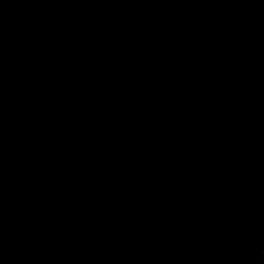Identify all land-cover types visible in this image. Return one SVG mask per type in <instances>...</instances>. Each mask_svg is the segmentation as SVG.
Listing matches in <instances>:
<instances>
[{"label": "water", "instance_id": "1", "mask_svg": "<svg viewBox=\"0 0 264 264\" xmlns=\"http://www.w3.org/2000/svg\"><path fill=\"white\" fill-rule=\"evenodd\" d=\"M0 264H264V0H0Z\"/></svg>", "mask_w": 264, "mask_h": 264}]
</instances>
